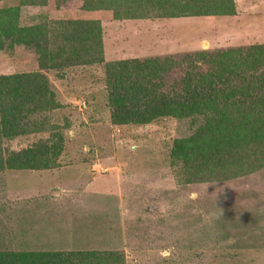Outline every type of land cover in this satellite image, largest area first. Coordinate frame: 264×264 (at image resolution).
Masks as SVG:
<instances>
[{"label":"rangeland","instance_id":"rangeland-1","mask_svg":"<svg viewBox=\"0 0 264 264\" xmlns=\"http://www.w3.org/2000/svg\"><path fill=\"white\" fill-rule=\"evenodd\" d=\"M233 1V15L131 20L109 8L83 11L82 0L21 6L20 24L99 21L103 61L46 68L29 47L0 49V74L40 70L58 103L46 111L47 131L6 139L5 150L47 143L51 125L64 136L51 167L0 170V248L111 249L124 264H264V167L227 180H180L169 153L193 130L189 119L113 123L105 82L107 61L168 57L169 84L186 69L184 53L264 43V0Z\"/></svg>","mask_w":264,"mask_h":264},{"label":"trees","instance_id":"trees-1","mask_svg":"<svg viewBox=\"0 0 264 264\" xmlns=\"http://www.w3.org/2000/svg\"><path fill=\"white\" fill-rule=\"evenodd\" d=\"M17 1L0 7V49L29 47L46 68L73 61H103L99 21L44 17L20 24L21 6L45 0ZM80 8H109L116 18L129 20L236 12L233 0H82ZM157 9L162 12L158 14ZM62 51L66 52L64 59L57 57ZM86 53H90L88 60L82 57ZM164 58L104 63L111 121L145 124L165 116L188 118L193 130L175 138L169 153L171 163L179 168L180 180L186 183L227 180L264 167V43L184 53L181 62L186 69L169 84L164 80L173 63ZM57 104L55 92L40 70L0 74V170L53 165L62 150L61 126L49 127L53 138L47 137V143L36 141L7 151L4 142L30 131H47L42 127L46 111ZM30 116L38 119H31L32 125H28ZM0 264L124 263L123 253L111 249L0 248Z\"/></svg>","mask_w":264,"mask_h":264},{"label":"crops","instance_id":"crops-1","mask_svg":"<svg viewBox=\"0 0 264 264\" xmlns=\"http://www.w3.org/2000/svg\"><path fill=\"white\" fill-rule=\"evenodd\" d=\"M83 11H88V10H84V9H83ZM90 11H91V10H90ZM92 11H93V10H92ZM128 24H131V25L134 27V26L137 25V22H135V21H130V22L127 21V25H128ZM133 30H134V29H132L131 31L133 32ZM138 32H139V31H138ZM138 32H137V33H138ZM15 46H16L15 48H17V47H23V46H19V45H15ZM27 71H28V70H27ZM27 71H23V72H27ZM30 71H31V70H30ZM20 72H21V71H20Z\"/></svg>","mask_w":264,"mask_h":264}]
</instances>
